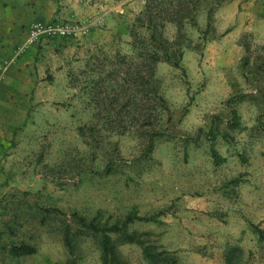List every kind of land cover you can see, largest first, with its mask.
I'll return each instance as SVG.
<instances>
[{"label": "rangeland", "instance_id": "1", "mask_svg": "<svg viewBox=\"0 0 264 264\" xmlns=\"http://www.w3.org/2000/svg\"><path fill=\"white\" fill-rule=\"evenodd\" d=\"M49 1L53 19L3 27L11 43L0 30L1 242L24 204L13 240L37 248L0 264H102L90 239L68 254L74 212L154 218L128 229L182 264H264V0ZM35 23L73 32L32 40ZM164 46L179 68L151 58ZM119 250L147 264L136 245Z\"/></svg>", "mask_w": 264, "mask_h": 264}, {"label": "trees", "instance_id": "2", "mask_svg": "<svg viewBox=\"0 0 264 264\" xmlns=\"http://www.w3.org/2000/svg\"><path fill=\"white\" fill-rule=\"evenodd\" d=\"M144 17V18H143ZM152 23V16L145 10L142 12L141 17L137 18L138 20H145ZM151 58L155 61H164L170 63L176 68L180 67V62L182 58V52L171 53L167 51V47L164 46L162 54L153 53ZM242 96L235 97L228 101V104L241 99ZM231 125L235 126L236 113L231 109ZM153 136L150 138L149 143L146 149V156L152 153L153 151ZM113 172V164H109L104 171L101 173L103 176H108ZM24 204L17 207V212L11 214V217L5 224V231L9 234L1 242V234L4 231H0V253L12 259H20L25 257H30L37 254V248L34 245H31L29 242L25 241L23 238L21 240H13L19 234V231H22L28 219L25 218L26 211L24 210ZM5 210H0V224L1 219ZM56 213L54 211H49L48 214ZM57 214V213H56ZM69 223L62 222L63 227L61 226V234L63 237L64 246L69 255H74L77 245L80 240L90 239L93 243L96 244L100 253V262L102 264H130L122 256L119 246L120 245H136L141 249V255L147 264H182L178 258L172 255L165 250L160 249L156 245L150 244L147 239L149 234L147 233H138L135 231L130 232L128 227L135 221L139 222H150L154 218L151 217H139L136 213L131 212L127 214L123 220L108 223L103 221L98 216L88 219L84 216H81L77 213L70 214ZM43 219V218H42ZM43 225H46V222H42ZM258 233L261 230L256 228ZM233 254L224 255V260L226 264H236V257Z\"/></svg>", "mask_w": 264, "mask_h": 264}, {"label": "crops", "instance_id": "3", "mask_svg": "<svg viewBox=\"0 0 264 264\" xmlns=\"http://www.w3.org/2000/svg\"><path fill=\"white\" fill-rule=\"evenodd\" d=\"M30 4L31 8V15L23 17L22 16V11L24 9V6H27ZM49 0H9V4L7 5L6 11L3 8V5L1 9L3 11H0V30H4L5 33L3 37L6 39L9 37L8 34L6 33L7 30L3 29V27H12V28H20L22 25H25L26 23L32 21L34 18L37 19H43V20H51L52 18V12L49 14L46 9L43 7L46 6L48 8L52 7L53 5L51 4ZM16 13L21 14V16H16ZM16 30L15 32H17ZM12 42V34H10L8 43Z\"/></svg>", "mask_w": 264, "mask_h": 264}, {"label": "built area", "instance_id": "4", "mask_svg": "<svg viewBox=\"0 0 264 264\" xmlns=\"http://www.w3.org/2000/svg\"><path fill=\"white\" fill-rule=\"evenodd\" d=\"M72 29L68 25H62L60 27H55L53 24L45 25L41 23H35L30 29V38L36 39L39 35H51L59 34L61 37L68 36L71 34Z\"/></svg>", "mask_w": 264, "mask_h": 264}]
</instances>
